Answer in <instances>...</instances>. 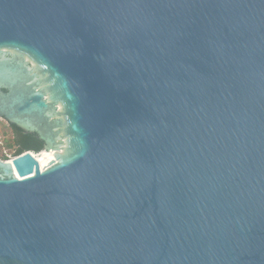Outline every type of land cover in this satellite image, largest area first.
Returning <instances> with one entry per match:
<instances>
[{
  "label": "water",
  "instance_id": "obj_1",
  "mask_svg": "<svg viewBox=\"0 0 264 264\" xmlns=\"http://www.w3.org/2000/svg\"><path fill=\"white\" fill-rule=\"evenodd\" d=\"M0 264H264V0H0Z\"/></svg>",
  "mask_w": 264,
  "mask_h": 264
},
{
  "label": "trees",
  "instance_id": "obj_2",
  "mask_svg": "<svg viewBox=\"0 0 264 264\" xmlns=\"http://www.w3.org/2000/svg\"><path fill=\"white\" fill-rule=\"evenodd\" d=\"M6 127L11 134V138L6 140L7 147L13 151V157L16 158L28 151L40 152L45 144L40 141L37 134L26 133L15 125L6 122ZM8 135V133L6 134ZM3 160H8V156H3Z\"/></svg>",
  "mask_w": 264,
  "mask_h": 264
},
{
  "label": "rangeland",
  "instance_id": "obj_3",
  "mask_svg": "<svg viewBox=\"0 0 264 264\" xmlns=\"http://www.w3.org/2000/svg\"><path fill=\"white\" fill-rule=\"evenodd\" d=\"M8 133V135H6ZM9 130L6 127V122L0 119V159L3 160V156H8V160L14 159L13 151L7 147L6 140L11 138Z\"/></svg>",
  "mask_w": 264,
  "mask_h": 264
}]
</instances>
